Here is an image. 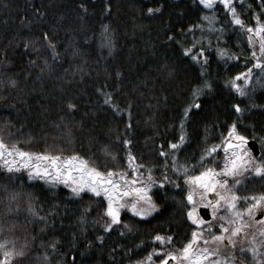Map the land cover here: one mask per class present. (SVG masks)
Masks as SVG:
<instances>
[{
    "label": "trees",
    "instance_id": "obj_1",
    "mask_svg": "<svg viewBox=\"0 0 264 264\" xmlns=\"http://www.w3.org/2000/svg\"><path fill=\"white\" fill-rule=\"evenodd\" d=\"M80 2L0 0V137L7 144L32 153L65 157L78 153L101 171L123 167L130 172L126 164L130 149L145 165L140 170L144 177L147 168H152L153 177L159 178L165 159L171 164L170 156L158 155L160 148L171 151L168 142L179 137V120L191 100L192 85L201 80L200 65L182 51V46L190 47L195 41L200 45L194 53L200 46L207 49L204 78L213 90H205L201 108L190 113L185 126L187 139L176 153L179 163L193 165L202 149L220 143V134H226L236 117L233 104L264 105V76L259 69H253L254 86L248 88L251 100L225 86V81L255 61L250 56L247 33L231 23L228 10L219 3L206 9L198 0H87L88 12L84 13ZM106 4L110 5L107 12ZM234 5L245 24L255 26L254 16L264 22V0H234ZM149 7H160L161 11L149 14ZM205 15L218 18L213 22L215 31L202 19ZM103 24L109 25L114 43L111 51L99 46ZM195 24L201 28L188 31L189 25ZM41 31L54 37L58 59L44 48L40 57L23 48L25 40H35ZM169 35L181 43L169 41ZM217 47L239 59L219 57ZM29 59H35L36 64H29ZM44 59L49 62L46 68ZM165 69L174 71L170 75ZM9 80H15V85ZM97 88L112 93L125 111L116 115L102 104ZM69 100L78 105L73 112L66 107ZM238 131L249 140L256 136L258 150L264 153V140L259 139L264 137V109L244 113ZM124 139L132 143L125 146ZM218 151L222 156V149ZM28 173L24 168L14 173L0 169V241L14 240L19 247L27 240L30 245L27 255L16 258L13 264H41L45 252L50 264H66L73 257L75 264H134L153 247H163L165 252L173 246L182 247L196 227L180 206L183 194L169 186L152 189L154 199L161 204L158 214L141 218L122 210L121 218L132 230L114 226L105 233L95 223L103 211L97 203L100 198L87 192L73 196L64 184L29 179ZM168 174L176 179L171 168ZM178 182L183 184L182 177ZM236 187L240 196L264 192V179L248 175ZM10 193L18 194L16 201H9ZM29 203L40 216H47V227L29 213ZM82 213L87 221L83 226ZM157 233L173 235L172 245L154 242L152 237ZM101 235L104 239L97 240ZM52 240L57 242L56 252L47 247Z\"/></svg>",
    "mask_w": 264,
    "mask_h": 264
},
{
    "label": "snow or ice",
    "instance_id": "obj_2",
    "mask_svg": "<svg viewBox=\"0 0 264 264\" xmlns=\"http://www.w3.org/2000/svg\"><path fill=\"white\" fill-rule=\"evenodd\" d=\"M193 2L195 3L196 0ZM198 3L206 9H213L214 5L219 3L228 10L231 23L238 26L240 31L247 33V43L251 50L250 56L255 63L251 67L246 66L245 71L239 72L236 76L225 81V86L234 90L238 96L251 100L246 86L249 85L253 76V69H259L261 75L264 76V22L259 16H254L257 21L255 26L245 24L237 12L234 0H198ZM79 8L82 12L87 13V0H81ZM109 8L110 5L106 4L105 12ZM160 11V7L147 9L149 14ZM262 12H264V8H262ZM40 15L43 16V13L41 12ZM81 18L83 19V17ZM202 19L208 21L211 31H215L213 22L218 19L217 17L210 18L205 15ZM195 28H201V25H189L188 31ZM222 31L223 29H221ZM168 40L177 44L181 43L172 35L168 36ZM198 45H200V41H195L190 47L182 46L183 54L190 55L191 60L200 65L201 80L192 85L189 93L191 100L183 108L179 120V137L175 142H168V149L171 151H165L163 146L160 148L158 155L160 157L170 156L171 164L165 159L162 165L164 172L159 178L153 177L152 168H147L148 175L144 177L140 170L145 168V165L137 161V157L132 154L130 149H127L126 153L127 169L130 172L123 167L107 168L101 171L93 162L78 153L65 157L62 154L27 152L17 147L16 144H7L3 137H0V169L8 173L18 172L21 168L28 169L29 179L34 174L40 179L46 178L53 185L64 184L71 190L73 196L79 197L81 193L87 192L100 198L97 203L103 211L95 223L105 233L112 230L114 226L122 227L123 230L129 232L132 230L129 224L122 220V210H127L141 218L152 216L153 213L158 214L161 211V204L154 199L153 188L165 190L170 186L172 189L179 190L183 194L179 203L185 209L184 215L191 225L196 226L192 230L190 238L180 248L173 246L171 251L165 252L163 247H153L152 251L148 252L144 258L135 261L134 264H172V262L175 264H264V192L240 196L236 187L242 183L238 177H243L245 173L264 179V153L259 156L254 155L255 146L250 145L249 137L238 131V123H243L244 113L252 108L264 109V105L250 102V104L241 107L239 103L233 104L232 108L236 117L227 126L226 134H220V143H214L202 149L195 164H181L176 155L187 139L185 126L190 119V113L193 109L201 108L200 97L205 95V90L208 93L213 90L212 83L204 78L207 76L206 65L209 62L208 57L204 55L207 49L200 46L199 50L194 53L193 50ZM99 46L106 47L109 51L114 47L107 24L101 25ZM23 48L35 53L37 57H40L41 48L46 51L50 50L53 58L58 59L60 56L54 37L47 31H41L40 36L35 40H25ZM216 52L221 58L232 59L235 57L234 53L230 55L225 48L217 47ZM235 58L239 59V57ZM28 63L35 65L36 60L29 59ZM43 64L44 68L48 67V60L44 59ZM44 68H41V71ZM165 70L169 71L170 75L174 71ZM116 75L119 77L120 73L118 72ZM240 80L243 83H238ZM257 80L259 82L260 78L258 77ZM8 83L14 86L16 81L9 80ZM96 91L103 97L102 104L108 105L116 115L125 111L120 108L112 93L104 92L102 88H97ZM66 107L70 112H73L78 105L69 100ZM126 127L131 128V124H127ZM252 139L255 140L257 137L253 136ZM259 139L264 140V137ZM131 143L129 139L123 140L125 146ZM221 149L222 156L218 151ZM15 158H19V163ZM169 168L175 174L176 179L170 178ZM190 172L195 174H190ZM181 177L183 184L178 182ZM17 196V193H10L8 199L13 202L17 200ZM201 206L205 210L210 209V213L201 214L198 211ZM9 211H12L10 207ZM28 211L32 216L44 222V226L47 227V216H40L31 203H29ZM258 214L259 218H257ZM205 215H210L212 219L206 220ZM80 223L82 226L87 223L84 213L80 216ZM13 227L15 226L13 225ZM43 230L42 228L41 231ZM121 234H124L123 231ZM173 238V235L157 233L152 237V240L163 246L172 245ZM34 239L35 237H33ZM96 239L102 241L104 237L101 235ZM91 243L89 241V245ZM9 245L11 246L9 247ZM29 246L27 240L19 247L14 240L0 241V264H13L16 258L25 257ZM47 247L52 252H56L57 242L52 240ZM161 253H163L162 256ZM154 255L156 256L155 261L153 260ZM41 264H50L48 252L44 253ZM66 264H75V257Z\"/></svg>",
    "mask_w": 264,
    "mask_h": 264
},
{
    "label": "water",
    "instance_id": "obj_3",
    "mask_svg": "<svg viewBox=\"0 0 264 264\" xmlns=\"http://www.w3.org/2000/svg\"><path fill=\"white\" fill-rule=\"evenodd\" d=\"M249 143H250V145H254L255 146L254 155L259 156L260 155V150H258L259 149V145L256 142V140L255 141L254 140H249ZM198 211H200L201 214H204L205 212L210 213L209 209L205 210V209H203V207H201ZM205 219L206 220H211V216L210 215H205Z\"/></svg>",
    "mask_w": 264,
    "mask_h": 264
},
{
    "label": "rangeland",
    "instance_id": "obj_4",
    "mask_svg": "<svg viewBox=\"0 0 264 264\" xmlns=\"http://www.w3.org/2000/svg\"><path fill=\"white\" fill-rule=\"evenodd\" d=\"M258 53V52H257ZM252 79L250 80V83H249V85L248 86H246L247 88H249V87H253L254 86V84H252ZM243 83V82H242ZM14 158V157H13ZM13 158H9V159H13ZM15 159H17V162L19 163V158H15ZM28 172H29V170H28ZM248 176V173H245L244 174V176L243 177H238V179H241V180H243L244 178H246ZM31 179H40L39 177H37V176H35L34 174H33V177L31 178ZM201 207H203V206H201ZM199 210V209H198ZM210 210V209H209ZM211 211V210H210ZM257 218H259V214H258V216H257ZM212 219V218H211ZM172 264H175V262H172Z\"/></svg>",
    "mask_w": 264,
    "mask_h": 264
}]
</instances>
